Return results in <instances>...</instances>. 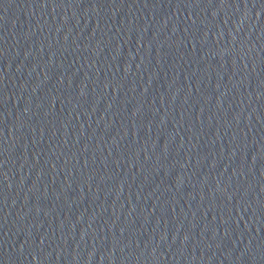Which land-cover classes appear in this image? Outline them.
I'll list each match as a JSON object with an SVG mask.
<instances>
[{"label": "water", "instance_id": "95a60500", "mask_svg": "<svg viewBox=\"0 0 264 264\" xmlns=\"http://www.w3.org/2000/svg\"><path fill=\"white\" fill-rule=\"evenodd\" d=\"M0 264H264V0H0Z\"/></svg>", "mask_w": 264, "mask_h": 264}]
</instances>
